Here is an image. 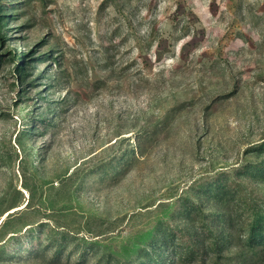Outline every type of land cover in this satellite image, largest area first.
<instances>
[{
  "label": "rangeland",
  "instance_id": "1",
  "mask_svg": "<svg viewBox=\"0 0 264 264\" xmlns=\"http://www.w3.org/2000/svg\"><path fill=\"white\" fill-rule=\"evenodd\" d=\"M23 13L10 24L12 50L52 48L62 61L50 94L66 108L46 136L28 141L30 167L55 185L187 101L127 175L88 182L84 213L115 217L157 203L204 171L236 164L263 136L264 0H32ZM13 67H0V140L7 143L22 127L16 103L24 84ZM38 81L35 102L38 89L49 93ZM9 183L29 198L17 162L0 167V191ZM233 220L238 226V210ZM238 253H229L230 264H264Z\"/></svg>",
  "mask_w": 264,
  "mask_h": 264
},
{
  "label": "trees",
  "instance_id": "2",
  "mask_svg": "<svg viewBox=\"0 0 264 264\" xmlns=\"http://www.w3.org/2000/svg\"><path fill=\"white\" fill-rule=\"evenodd\" d=\"M31 1L0 0V67L14 64L24 84L16 103L22 127L15 143L0 140V167L17 162L22 187L30 193L26 198L12 183L0 191V264H230L234 247L247 262H264V134L247 145L236 164L204 171L157 203L115 217L80 209L88 182H114L127 175L187 101L127 133L89 169L78 167L58 177V185L30 167L35 152L28 141L46 136L66 108L50 94L58 86L52 72L62 64L49 53L54 49L34 55L36 48L23 52L9 46L10 24ZM39 63L45 67L34 76ZM38 80L46 82L49 93L41 95L38 89L35 102L30 93L41 84Z\"/></svg>",
  "mask_w": 264,
  "mask_h": 264
}]
</instances>
